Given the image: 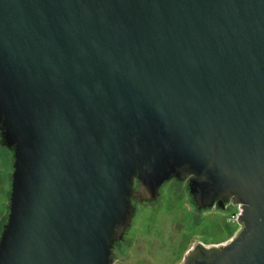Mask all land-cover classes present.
Wrapping results in <instances>:
<instances>
[{
  "label": "water",
  "instance_id": "95a60500",
  "mask_svg": "<svg viewBox=\"0 0 264 264\" xmlns=\"http://www.w3.org/2000/svg\"><path fill=\"white\" fill-rule=\"evenodd\" d=\"M4 147L0 264H113L172 179L242 210L183 264H264V0H0Z\"/></svg>",
  "mask_w": 264,
  "mask_h": 264
},
{
  "label": "rangeland",
  "instance_id": "374dc122",
  "mask_svg": "<svg viewBox=\"0 0 264 264\" xmlns=\"http://www.w3.org/2000/svg\"><path fill=\"white\" fill-rule=\"evenodd\" d=\"M5 148V147H4ZM13 153L5 148V150H1L0 148V232L2 226L6 222L7 214H8V202H9V194H10V187H11V174L13 171ZM174 180V179H172ZM169 182V181H168ZM176 182L181 181H171L170 183L163 185L161 188L162 190V199H166V197H172L173 195L168 194L166 189L175 186L180 188V196L181 201H177V207L174 208V212H181L183 210L186 213L183 217V222L188 225L191 221V216L187 215L189 212H192V206L190 203L186 204L185 200L188 198L186 195V191L181 187L174 185ZM167 193V194H166ZM169 205L167 206L165 202H163L162 206L160 207V212H156L155 214H145L144 216L139 218V221L143 222L142 224L151 220V224L154 223V229L151 230H141L139 231V235L142 238H157L159 239L160 243H162L163 248H155L151 252V259L158 264H177L183 255V252L187 245L191 242L193 236H198L199 239L202 240H209V231L211 232L212 240L214 242L220 243L219 245H224L233 239L240 231L238 229V224H232L229 221V215L232 212L236 211V206L231 203L225 205L224 209H219L214 207L212 209H206L202 214V219L200 223V227H196L191 229L190 232H185L184 235H179L177 241L173 244L165 240V238L160 234L159 230L165 225L166 216L170 211ZM152 220H154L152 222ZM206 231V233L204 232ZM155 235V236H154ZM164 241V242H163ZM172 244V245H171ZM186 256L184 254L183 258ZM183 260V259H182ZM125 264H135V260L131 259L128 260Z\"/></svg>",
  "mask_w": 264,
  "mask_h": 264
},
{
  "label": "flooded vegetation",
  "instance_id": "af4514ba",
  "mask_svg": "<svg viewBox=\"0 0 264 264\" xmlns=\"http://www.w3.org/2000/svg\"><path fill=\"white\" fill-rule=\"evenodd\" d=\"M170 180L168 183H170ZM166 184V183H165ZM164 184V185H165ZM177 186H181L185 191L188 198H186L185 203H190L192 206V212H189L191 216L190 224L186 225L183 222V217L186 213L183 212V210L180 212H174L177 207V201H181L180 196V188L172 186L168 189H166V192L168 194L171 193L173 195L172 197H166V199H162L160 197L163 193L160 189L159 195L149 201H142L137 202L136 200H133V206H134V215L131 221L130 226L127 228L123 239L121 242L117 243L114 246L113 249V264H125L128 262V260L134 259L135 264H158L155 261L151 259V252L155 248H163L162 243H160L159 239L157 238H151L149 240L148 238H142L139 235V231L141 230H151L154 229V223L151 224V220L142 224L143 222L139 221V218L147 214H155L156 212H160V207L162 206L163 202L166 203V205L170 207V211L166 216L165 225L162 227V229L159 230L160 234L165 238V240L168 242H171L172 244L177 241L179 238V235H184L185 232H190L191 229L200 227V221L202 219V214L206 212V209H198L196 204L193 202L188 186L187 181H181L176 182ZM163 187V186H162ZM166 193V194H167ZM214 208V207H213ZM212 209V208H210ZM154 220H152L153 222ZM211 231V230H210ZM209 231L210 239L202 240L199 239L198 236H193L190 240L191 242L187 245L185 248L183 255L181 257V260L177 264H183V261L185 257L183 258L184 254L187 253L193 249L195 246H201L206 249L213 248V247H220L222 245H219L220 243L214 242L211 236V232ZM206 233V231H204ZM155 236V235H154ZM164 242V241H163ZM171 244V245H172ZM183 259V260H182Z\"/></svg>",
  "mask_w": 264,
  "mask_h": 264
},
{
  "label": "built area",
  "instance_id": "2783aa9c",
  "mask_svg": "<svg viewBox=\"0 0 264 264\" xmlns=\"http://www.w3.org/2000/svg\"><path fill=\"white\" fill-rule=\"evenodd\" d=\"M233 204V203H231ZM234 206H236V211L235 212H232L230 215H229V221L232 223V224H238V229H241V224L239 223L238 219H239V216L242 212L241 210V205L240 204H233Z\"/></svg>",
  "mask_w": 264,
  "mask_h": 264
}]
</instances>
